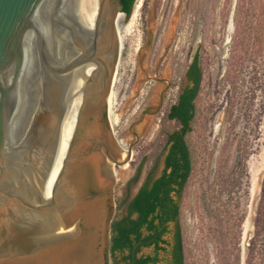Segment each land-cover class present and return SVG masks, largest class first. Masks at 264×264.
Returning a JSON list of instances; mask_svg holds the SVG:
<instances>
[{
	"label": "water",
	"instance_id": "95a60500",
	"mask_svg": "<svg viewBox=\"0 0 264 264\" xmlns=\"http://www.w3.org/2000/svg\"><path fill=\"white\" fill-rule=\"evenodd\" d=\"M121 8L0 0V264H107Z\"/></svg>",
	"mask_w": 264,
	"mask_h": 264
},
{
	"label": "rangeland",
	"instance_id": "374dc122",
	"mask_svg": "<svg viewBox=\"0 0 264 264\" xmlns=\"http://www.w3.org/2000/svg\"><path fill=\"white\" fill-rule=\"evenodd\" d=\"M140 1L136 23L120 47L110 113L106 104L116 139L125 150L133 144L128 161L113 169L109 223L117 201L137 192L176 126L167 113L199 52L203 82L187 137L193 173L181 208L186 264H247L264 178V0ZM239 156L243 176L234 185ZM143 158L142 175L130 185ZM219 228L225 256L218 250ZM252 264H264V237Z\"/></svg>",
	"mask_w": 264,
	"mask_h": 264
},
{
	"label": "trees",
	"instance_id": "16d2710c",
	"mask_svg": "<svg viewBox=\"0 0 264 264\" xmlns=\"http://www.w3.org/2000/svg\"><path fill=\"white\" fill-rule=\"evenodd\" d=\"M137 0H119L121 11L129 18ZM188 83L178 91L167 118L176 123L166 134L162 151L146 173L137 192L116 203L111 220L107 264H186L181 208L184 193L193 173V159L187 137L198 115L197 99L203 71L196 52L187 73ZM146 158L139 164L130 185L139 181ZM160 165L162 169L159 172ZM244 157H237V185L243 176ZM254 234L248 247L247 264H252L264 237V178L253 222ZM219 227L222 223L219 221ZM218 230L219 254L226 255L227 242Z\"/></svg>",
	"mask_w": 264,
	"mask_h": 264
},
{
	"label": "bare ground",
	"instance_id": "6f19581e",
	"mask_svg": "<svg viewBox=\"0 0 264 264\" xmlns=\"http://www.w3.org/2000/svg\"><path fill=\"white\" fill-rule=\"evenodd\" d=\"M141 7V1L139 0L136 5L133 8V11L130 15V17L128 18V20L126 21L125 17L123 14H118L115 18V26H116V31H117V40L119 43V49L120 47L123 45V43L126 40V37L128 36V34L131 32L132 27L134 26V24L136 23L137 20V16L138 11ZM115 96L113 95L112 92H109L108 96H107V109L108 112L110 113L111 108L113 107L114 103H115ZM117 98V97H116ZM115 123V121H114ZM121 143V142H120ZM121 147L123 148V145H121ZM123 151L125 152L126 150L123 148ZM112 154H114L115 156H117L116 153H114V151L112 150ZM122 158L124 157V153H122ZM113 166V164H112Z\"/></svg>",
	"mask_w": 264,
	"mask_h": 264
},
{
	"label": "flooded vegetation",
	"instance_id": "af4514ba",
	"mask_svg": "<svg viewBox=\"0 0 264 264\" xmlns=\"http://www.w3.org/2000/svg\"><path fill=\"white\" fill-rule=\"evenodd\" d=\"M65 45H68V47L71 46L70 42L67 41V39H65ZM194 55H195V54H194ZM193 57H194V56H193ZM192 60H193V58H192ZM192 60H191V62H192ZM191 62L189 63V65L191 64ZM189 65H188V67L184 70V73H183V79H182V82H181V84H180V86H179V89H180L181 87H184V86L187 85V83H188L187 73H188ZM179 89H178V91H179ZM164 93H165V90H164V92H162L161 95H160L161 103H162V100H163ZM147 114H148V111H147V110H144V113H143V116H142V117L146 116ZM138 123H141V120H139Z\"/></svg>",
	"mask_w": 264,
	"mask_h": 264
}]
</instances>
